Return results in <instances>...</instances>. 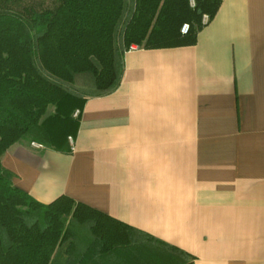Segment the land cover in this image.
<instances>
[{"label": "crops", "instance_id": "1", "mask_svg": "<svg viewBox=\"0 0 264 264\" xmlns=\"http://www.w3.org/2000/svg\"><path fill=\"white\" fill-rule=\"evenodd\" d=\"M73 139L21 140L1 164L36 201L66 196L193 264H264V0H221L193 45H132Z\"/></svg>", "mask_w": 264, "mask_h": 264}, {"label": "trees", "instance_id": "2", "mask_svg": "<svg viewBox=\"0 0 264 264\" xmlns=\"http://www.w3.org/2000/svg\"><path fill=\"white\" fill-rule=\"evenodd\" d=\"M220 3L0 0V264H193L182 249L66 196L36 201L13 186L1 156L25 138L66 150L84 102L119 86L125 51L193 45Z\"/></svg>", "mask_w": 264, "mask_h": 264}, {"label": "built area", "instance_id": "3", "mask_svg": "<svg viewBox=\"0 0 264 264\" xmlns=\"http://www.w3.org/2000/svg\"><path fill=\"white\" fill-rule=\"evenodd\" d=\"M208 22V17L206 15L203 16L202 18V23L203 24H206ZM189 30V25L188 24H183L180 28V32L183 33V34H186ZM77 111L74 113V116H77ZM68 144H69V148L70 150H73L74 149V139L72 136H69L68 139Z\"/></svg>", "mask_w": 264, "mask_h": 264}, {"label": "rangeland", "instance_id": "4", "mask_svg": "<svg viewBox=\"0 0 264 264\" xmlns=\"http://www.w3.org/2000/svg\"><path fill=\"white\" fill-rule=\"evenodd\" d=\"M190 5H191V6L194 5V0H190ZM82 87H83V85H82ZM87 91H88V88L84 86V92H87ZM53 111H54V107H53V106H49V107L47 108V111H46L45 116H47V115L53 113ZM76 111H77V110H76ZM76 111H75V112H76ZM75 112H74V113H75ZM74 113H73V116H74ZM21 140L29 141V139H26V138H25V139H21ZM21 140L17 141L16 143L20 142Z\"/></svg>", "mask_w": 264, "mask_h": 264}]
</instances>
